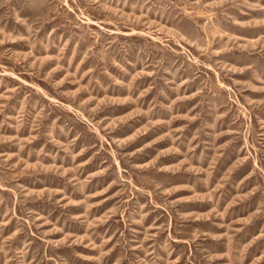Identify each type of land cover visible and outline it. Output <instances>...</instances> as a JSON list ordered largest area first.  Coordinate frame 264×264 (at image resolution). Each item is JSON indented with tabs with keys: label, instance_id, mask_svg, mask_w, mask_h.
I'll use <instances>...</instances> for the list:
<instances>
[{
	"label": "rangeland",
	"instance_id": "obj_1",
	"mask_svg": "<svg viewBox=\"0 0 264 264\" xmlns=\"http://www.w3.org/2000/svg\"><path fill=\"white\" fill-rule=\"evenodd\" d=\"M0 264H264V0H0Z\"/></svg>",
	"mask_w": 264,
	"mask_h": 264
}]
</instances>
